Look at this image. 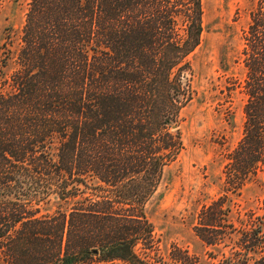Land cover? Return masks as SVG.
I'll return each mask as SVG.
<instances>
[{"label": "trees", "instance_id": "obj_1", "mask_svg": "<svg viewBox=\"0 0 264 264\" xmlns=\"http://www.w3.org/2000/svg\"><path fill=\"white\" fill-rule=\"evenodd\" d=\"M249 19L243 135L193 226L207 259L166 258L148 206L184 150L202 0H29L0 59V264H264V199L239 202L264 192V0Z\"/></svg>", "mask_w": 264, "mask_h": 264}, {"label": "rangeland", "instance_id": "obj_2", "mask_svg": "<svg viewBox=\"0 0 264 264\" xmlns=\"http://www.w3.org/2000/svg\"><path fill=\"white\" fill-rule=\"evenodd\" d=\"M255 1L202 0L204 33L192 55L195 94L181 112L184 150L165 169L164 183L148 206L166 258L178 246L207 259L193 226L201 207L220 192L226 158L243 135L246 70L241 52ZM28 2L0 0V59L6 48L17 53ZM14 54L7 73L15 68ZM262 192L250 185L239 199L242 208L260 207Z\"/></svg>", "mask_w": 264, "mask_h": 264}]
</instances>
